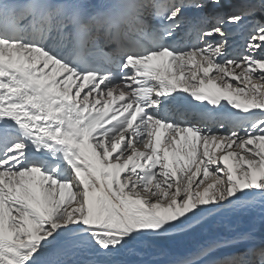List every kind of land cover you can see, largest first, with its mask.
Returning <instances> with one entry per match:
<instances>
[{
  "label": "snow or ice",
  "instance_id": "obj_1",
  "mask_svg": "<svg viewBox=\"0 0 264 264\" xmlns=\"http://www.w3.org/2000/svg\"><path fill=\"white\" fill-rule=\"evenodd\" d=\"M257 209L264 0H0V264H264L156 243Z\"/></svg>",
  "mask_w": 264,
  "mask_h": 264
},
{
  "label": "rangeland",
  "instance_id": "obj_2",
  "mask_svg": "<svg viewBox=\"0 0 264 264\" xmlns=\"http://www.w3.org/2000/svg\"><path fill=\"white\" fill-rule=\"evenodd\" d=\"M198 227L199 226H197L193 231L186 233L184 237L187 238L189 236H194L197 233L198 238L196 239H200V240L205 239L207 241L213 239L211 242L215 241L216 238L219 239L221 237H227V238L237 237L234 243L238 245L240 243L238 242V240L241 238V236L250 237L253 233H257L260 228L264 231V226L261 225L259 209L255 210L254 213L243 212V211L228 213L223 218H218L216 220L210 221L208 224L204 225L203 227H199V228ZM261 243L263 242H259V244ZM162 244L163 247H166L168 245L165 242H163Z\"/></svg>",
  "mask_w": 264,
  "mask_h": 264
},
{
  "label": "bare ground",
  "instance_id": "obj_3",
  "mask_svg": "<svg viewBox=\"0 0 264 264\" xmlns=\"http://www.w3.org/2000/svg\"><path fill=\"white\" fill-rule=\"evenodd\" d=\"M184 235H185V233H177V234H172V235H169L166 237L159 238V240L156 242L157 248L163 250L164 252L169 253L171 256H182L188 252H191V251L197 249L198 247H200L202 245L209 244L213 240V239H211V240L207 241L205 239H201V240L196 239V238H198L197 233L194 236H189L187 238H185ZM217 239L218 238H216V240ZM161 242L162 243L165 242L168 245L166 247H163V244ZM238 242H240L238 244V246H240V247H247L251 243H254L258 246L259 242L264 243V231L260 228L257 233H253L250 237L241 236V238L238 240ZM159 243H161V244H159ZM153 258L156 259L157 261H159L160 264H163V261L165 260V257H163L159 254H155V253H154Z\"/></svg>",
  "mask_w": 264,
  "mask_h": 264
}]
</instances>
